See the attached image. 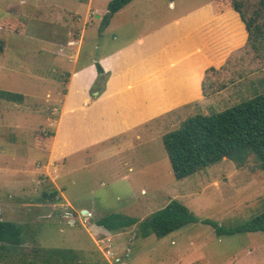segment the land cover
<instances>
[{
	"label": "rangeland",
	"instance_id": "374dc122",
	"mask_svg": "<svg viewBox=\"0 0 264 264\" xmlns=\"http://www.w3.org/2000/svg\"><path fill=\"white\" fill-rule=\"evenodd\" d=\"M91 2L99 15L107 9L108 0ZM192 2L185 0L176 10ZM87 8L82 0H0V39L5 45L0 90L25 96L22 104L0 99V221L18 224L27 248L70 249L91 264H264V233L219 235L205 223L231 229L262 214L264 172L253 163L238 168L223 160L177 180L163 143V135L185 117L218 114L263 95L264 74L207 106H185V111L146 123L147 129L131 135H117L80 151L68 147L71 154L48 168V153L42 148L47 141L42 142L55 130L76 52L80 62L98 60L145 31L154 15L158 17L153 21L166 16L161 10L162 16L138 17L133 29L114 38L118 27L101 36L97 15L89 16ZM258 53L264 66V48ZM220 75L210 73L205 80L211 98L227 81ZM103 89L99 83L92 88L100 94ZM53 191L58 192L56 201L44 200V193ZM173 200L200 221L161 239L143 237L137 224L117 233L96 224L111 214L141 223ZM81 208L88 214L82 215Z\"/></svg>",
	"mask_w": 264,
	"mask_h": 264
},
{
	"label": "crops",
	"instance_id": "0c3cea01",
	"mask_svg": "<svg viewBox=\"0 0 264 264\" xmlns=\"http://www.w3.org/2000/svg\"><path fill=\"white\" fill-rule=\"evenodd\" d=\"M82 1L87 2L89 16L97 15L99 32L107 9L99 15L100 10L92 8L91 0ZM184 1L134 0L115 14L101 36L115 26L118 29L113 32L114 38H118L119 31L133 29L137 18L146 14L162 16L163 10L166 16L153 21L158 17L154 15L145 31L98 60L80 62L79 51L76 52L77 59L67 75L66 92L58 108L55 135L44 148L48 168L71 154L68 147H77L72 152L80 151L117 135L147 129L152 121L181 113L185 106L197 102L207 106L247 79L264 74L263 61L251 50L249 33L237 11L228 9L217 14L212 0L198 4L193 0L189 6L176 10ZM98 65L105 78L101 94L92 90L100 78ZM210 69L227 80L213 98V93L205 89ZM245 74L248 76L243 77Z\"/></svg>",
	"mask_w": 264,
	"mask_h": 264
},
{
	"label": "trees",
	"instance_id": "16d2710c",
	"mask_svg": "<svg viewBox=\"0 0 264 264\" xmlns=\"http://www.w3.org/2000/svg\"><path fill=\"white\" fill-rule=\"evenodd\" d=\"M133 1L111 0L107 6V13L102 18L99 32L101 33L109 25L115 14ZM212 2L217 14L233 9L241 15L249 33V45L262 60V55H259L258 51L264 48V0H212ZM4 50V42L0 39V54ZM97 68L100 75L97 83L103 88L104 71L99 65ZM217 72L215 69H210L207 71V77L210 73ZM0 99L22 104L25 96L0 90ZM48 135L44 137L42 143L54 137L55 132L48 131ZM163 143L177 180L188 178L223 160L234 162L238 168L253 163L255 169L264 172V94L218 114L190 116L179 123L176 129L166 132L163 135ZM43 145L44 149L45 144ZM57 196L58 192L53 191L50 194L44 193L43 198L54 202ZM199 221L187 206L173 200L141 223L131 217L111 214L100 218L96 224L113 233L121 232L137 224V230L143 237L154 235L161 239ZM205 223L215 227L219 235L264 233V212L248 223L231 229H225L209 221ZM24 244L18 224L0 221V262L91 264L83 262L74 250L35 246L27 248L23 246Z\"/></svg>",
	"mask_w": 264,
	"mask_h": 264
},
{
	"label": "water",
	"instance_id": "95a60500",
	"mask_svg": "<svg viewBox=\"0 0 264 264\" xmlns=\"http://www.w3.org/2000/svg\"><path fill=\"white\" fill-rule=\"evenodd\" d=\"M81 214H82V215H86V214H88V211H86V210H82V211H81Z\"/></svg>",
	"mask_w": 264,
	"mask_h": 264
},
{
	"label": "built area",
	"instance_id": "2783aa9c",
	"mask_svg": "<svg viewBox=\"0 0 264 264\" xmlns=\"http://www.w3.org/2000/svg\"><path fill=\"white\" fill-rule=\"evenodd\" d=\"M107 242H110V238L107 240Z\"/></svg>",
	"mask_w": 264,
	"mask_h": 264
}]
</instances>
